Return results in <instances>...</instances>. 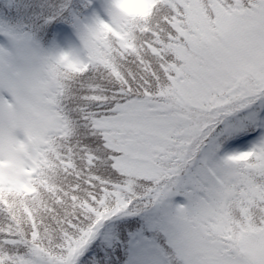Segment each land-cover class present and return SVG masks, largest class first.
I'll return each instance as SVG.
<instances>
[{
	"label": "snow or ice",
	"instance_id": "obj_1",
	"mask_svg": "<svg viewBox=\"0 0 264 264\" xmlns=\"http://www.w3.org/2000/svg\"><path fill=\"white\" fill-rule=\"evenodd\" d=\"M0 264H264V0H0Z\"/></svg>",
	"mask_w": 264,
	"mask_h": 264
}]
</instances>
